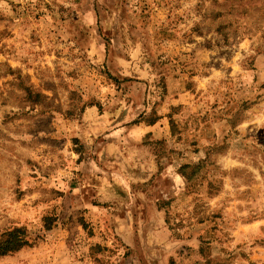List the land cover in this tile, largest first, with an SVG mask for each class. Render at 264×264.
<instances>
[{
    "label": "rangeland",
    "instance_id": "rangeland-1",
    "mask_svg": "<svg viewBox=\"0 0 264 264\" xmlns=\"http://www.w3.org/2000/svg\"><path fill=\"white\" fill-rule=\"evenodd\" d=\"M0 264H264V0H0Z\"/></svg>",
    "mask_w": 264,
    "mask_h": 264
},
{
    "label": "trees",
    "instance_id": "trees-1",
    "mask_svg": "<svg viewBox=\"0 0 264 264\" xmlns=\"http://www.w3.org/2000/svg\"><path fill=\"white\" fill-rule=\"evenodd\" d=\"M29 241L23 231L17 230L10 234L9 239L0 245V257L6 256L13 252H18L22 248L28 247Z\"/></svg>",
    "mask_w": 264,
    "mask_h": 264
}]
</instances>
